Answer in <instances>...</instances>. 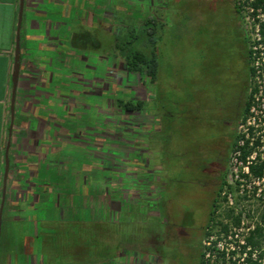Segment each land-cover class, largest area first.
Here are the masks:
<instances>
[{
	"label": "rangeland",
	"instance_id": "374dc122",
	"mask_svg": "<svg viewBox=\"0 0 264 264\" xmlns=\"http://www.w3.org/2000/svg\"><path fill=\"white\" fill-rule=\"evenodd\" d=\"M74 2L79 5L77 13L81 21L77 20V17H73L75 20L71 18L69 38L64 41V48L66 54L69 53L70 65L81 73L79 77L71 75V80L78 77L81 86L77 87L78 92H72L70 95L71 118L73 116L77 118L79 114L83 117L82 113L84 111L87 113L89 106H93L95 100L99 98L106 101L116 92H125L133 99L146 101L150 111L149 115L148 113L134 115V118L126 119L127 125L131 126L136 121L151 123L154 121L152 112H155L157 116L163 118V125L158 126L162 128L163 136L158 149L151 146V143L148 145L137 140L135 136L133 140H126L123 136L117 135L120 133L116 129L118 123L107 109L91 107L90 112L95 118L105 120L103 122L106 127L115 133V136L106 139L105 143L108 144L107 147L116 160L113 169L115 178L113 186L122 195L102 193L98 196H88L84 188V195L89 198V206L95 200L99 201L97 208H100V217H96L93 212L87 219L84 209H71L69 212L73 211L72 216L63 210L59 216L61 221L57 222L58 220L55 219L52 232L50 231L49 238L45 240L47 244L43 243L41 255L46 257L47 264H103L106 254L111 261L118 264H138L140 258L137 256L145 253V249L134 244L138 230V226L134 223H139L140 229L147 231L149 226L145 220L160 218V215L157 210L150 209L143 211L146 219L136 216L142 212L132 180L140 177L139 181L152 191V194H148L145 198L155 199V189L159 180H162L159 188L164 200L171 198L178 203L185 197L186 203L199 205L201 197L195 194L199 195L202 191H199L198 186L190 183L193 172L189 169H179L177 176L189 178V181L174 183L169 172L163 171L156 160L163 149L161 156L166 165L174 163L184 166L188 160L189 146L194 148L193 138H197L203 132L198 128L189 132L188 127L191 125L188 124V120L203 116L210 109L221 107L224 102L231 104L238 94L242 101L250 95L252 82L250 75L247 76V70L248 67L251 68V63L250 60L249 63L246 60V52L252 42L254 23L248 16L247 8L242 6L241 2H237L236 7L241 10L243 17L242 19L238 16L240 20L238 24L232 0H69L70 6ZM123 3L131 6L124 7L126 5ZM145 15L156 23V26L152 23L150 28L155 26L156 29V47L159 56L157 79L154 84H148V90L138 77H127L123 73V61L119 58L118 52L114 54L112 49H109L110 35L116 33L115 29H123L124 34H128L130 27L141 30ZM241 30L245 37L243 48L245 68L235 38V34ZM141 37L143 41L142 34ZM241 82H245L244 88ZM188 115L190 119H187ZM90 117L93 119V116ZM242 120L244 118L241 114L233 134H238V126ZM81 121V124L85 122L83 119ZM128 122H131V125ZM211 132L202 138L205 140L214 137ZM214 139L218 138L214 137ZM99 147V143L93 145L94 149ZM232 151L229 148L226 154V181L232 168ZM220 158L221 165L217 171L219 175L222 174V166L225 163L223 160L225 157ZM49 166L53 164L49 163ZM73 174L80 173L74 171ZM52 186L56 192L57 186L54 184ZM121 188L124 190L121 191ZM224 192L231 195L227 202L220 201L218 204L213 240L216 238L220 224L226 223L222 217L229 210H233L234 216L240 215L239 229H242L237 233L240 239L246 235L247 228H252L259 222L264 201L252 197L251 193L247 197L240 196L235 188L231 191L225 188ZM182 195L184 196L181 197ZM69 196L72 197L71 194ZM122 199L124 203H121ZM71 202L74 206L78 204L74 196ZM129 205L132 210H129ZM170 209L171 203L167 202L166 212H170ZM130 212L136 216L130 215L132 224L130 221L127 223L123 221L122 224L117 222L119 219H126V215L121 216V214ZM107 216L110 221L105 218ZM20 228V224H17V238L22 235ZM233 231L234 229L231 228V232ZM199 238L200 233H197L188 264H195L197 261L200 249L197 245ZM200 242L201 250L204 251L211 241L201 237ZM126 245L129 246L128 249L124 247L128 253L119 257L118 254H123L122 247Z\"/></svg>",
	"mask_w": 264,
	"mask_h": 264
},
{
	"label": "crops",
	"instance_id": "0c3cea01",
	"mask_svg": "<svg viewBox=\"0 0 264 264\" xmlns=\"http://www.w3.org/2000/svg\"><path fill=\"white\" fill-rule=\"evenodd\" d=\"M18 9L19 0H0V205L7 144L9 163L0 222V264H47L42 246L63 211L58 200L67 197L64 188L69 187L54 192L53 171L46 163L57 152L61 162L64 154L69 156L71 74L64 41L69 38L71 18L80 20L79 5L70 6L69 0H24L20 69L11 115ZM235 38L244 65L242 30ZM17 224L22 232L18 238Z\"/></svg>",
	"mask_w": 264,
	"mask_h": 264
},
{
	"label": "trees",
	"instance_id": "16d2710c",
	"mask_svg": "<svg viewBox=\"0 0 264 264\" xmlns=\"http://www.w3.org/2000/svg\"><path fill=\"white\" fill-rule=\"evenodd\" d=\"M235 5L236 13L243 19L241 16V10L236 7L237 2H241L242 6L247 8V13L250 18L253 19L259 26V34L261 37V43L264 46V0H232ZM124 7H130L131 5L123 3ZM133 7V6H132ZM125 15V14H124ZM126 17V15H125ZM146 18V19H145ZM115 19V17L113 18ZM156 26V23L148 17V15L143 18L142 29H136L134 27H130L128 34H124V30L115 29L116 33H112L111 36V45L109 49L115 53L118 52L119 58L123 61V73L128 77H138L139 80L143 81L145 88L148 90V84H154L157 79L158 68H159V56L157 53L156 47V29L150 28L151 24ZM114 31V32H115ZM141 34L143 35L144 40H141ZM109 35V34H108ZM106 36V35H104ZM105 38L103 37V40ZM249 55L250 52H246V60L249 63ZM70 74L71 75H79L80 71L77 68H73L70 65ZM251 75V69L248 67L247 76ZM126 78V77H125ZM81 86V82L79 78L75 77L74 80L70 82V95L72 92H78L79 89L77 87ZM252 96L251 94L247 96L245 107L242 113V118L248 114L250 103ZM94 101V100H93ZM97 101V102H96ZM90 105V104H89ZM100 107L102 109H107L108 113L112 116L113 119L116 120L118 126L116 127L117 135L123 136L126 140H133L134 136L137 137V140L147 143H151V146L159 148V144L161 146V139L163 136L162 128H158L159 125H163V120H159L157 118V114L155 112L152 116L153 122L144 123V122H133L134 124L131 126L127 125L126 119L134 118V115H146L149 113L148 103L144 100H136L133 99L130 95L125 94V92L114 93V96H111L109 99L99 98V100H95L93 107ZM91 107L89 106L88 112L82 113L77 118L74 116L71 118L70 124V149L69 156L64 154L63 160L61 162L60 153L57 152L48 159L46 166L50 168L53 172V184L57 186L58 190L62 186L68 185V189L65 190L64 194H66V198L63 200L59 198L58 203L62 210L66 211L68 215L72 216V213L69 212L72 210H80L84 209L86 213V218H90V214L95 213L96 217L99 216V209L97 205L99 201L95 200L91 206H89V198L86 196H98L102 193L106 195H111L113 193H117L119 196L122 195L119 190L115 186H113V182L115 178L113 176V169L115 167L114 162L115 157L112 156V151L107 147L108 144L105 143L106 139L113 138L115 133L112 130L106 127L102 118L97 120L95 115L90 112ZM93 116V119L90 117ZM81 119H83V124H81ZM134 120V119H133ZM144 120V119H143ZM169 125V124H168ZM149 127V128H147ZM157 127V128H156ZM134 128L136 130H134ZM164 129V128H163ZM168 131H171L168 129ZM112 133V134H111ZM152 135V136H151ZM232 143L230 145V151L233 150L238 136L234 134L231 135ZM169 136H167V141ZM101 141V143H100ZM169 142V141H168ZM95 143H99V148L94 149L93 145ZM163 147V146H162ZM163 154V149L161 150L160 156L157 158V163L159 167L164 171H168L170 178L175 182H185L187 183L189 178H181L177 176L178 170L182 169L183 166L176 165L174 163H170L168 165L165 164L164 158L161 156ZM250 154L243 149L241 159L244 161L245 158ZM120 155H122L120 153ZM161 157V158H160ZM49 163H52L53 166H49ZM119 163V162H118ZM121 166L124 164L120 163ZM264 162H260L257 157L252 164L249 165V172L251 175L255 177H260L263 173ZM74 171L79 172L80 174H73ZM51 173V172H50ZM226 173V172H225ZM223 174L222 181L218 185L216 192L214 191L210 194L205 195L202 194L204 189H199L202 191L198 197L200 198L199 205H193L192 203H186V198L183 197L180 202L174 201L169 198L164 200L161 197L160 193V182L156 187L155 199L145 198L148 194H152L149 187L145 186V184L139 181V178L132 180L135 188V191L138 195V203L141 207V214L136 215L141 219H146L144 216L145 210L155 209L159 212L160 218L156 217L154 219H150V221H146L148 223L149 229L147 231H142L139 227V223H134L138 226L137 230V239L134 241L135 246H141L144 249L145 240L147 239L148 234L159 233L161 234V230L163 229V225L161 223L162 219H167L165 205L171 203V211L169 212L170 222L174 224L175 231L180 233L182 236H189L186 239V242L182 244L183 247L187 248V256L184 258L179 252L176 250V245L174 242H169V246L171 248V255L167 257L171 263L169 264H188L191 259L190 251L194 247V240L196 238V234L200 233V238L209 239L210 237H214V228L216 223V212L217 207L220 201L227 202L226 196H222L227 188L231 191L234 187L227 185L226 183V174ZM179 175V174H178ZM246 177V176H245ZM84 188H86V195H84ZM175 187H173L174 189ZM123 191L124 188H121ZM62 190V189H61ZM119 191V192H118ZM69 194L72 195L69 196ZM60 195V194H59ZM76 197L78 204L74 206L71 202L72 198ZM86 197V198H85ZM264 201V200H261ZM121 203H124V200H121ZM94 205V206H93ZM129 210L131 206L129 205ZM177 207V208H176ZM176 208V209H174ZM132 210V209H131ZM174 211V212H173ZM63 212V211H62ZM126 215V219H119L118 223H126L130 221L132 224V219L130 220V215L135 216L130 212L129 214H121ZM135 216V217H136ZM110 221L109 216L105 217ZM226 220V223L220 224L219 231L216 232V239L212 241L211 246L205 247L204 251L201 250V242L200 238L198 241V257L195 264H235L230 259H226L225 252H219L216 249L217 241H220V237H226L230 232L231 228L237 229L240 227L241 219L240 215L234 216L233 210L226 211L224 216L222 217ZM59 221V217H56ZM228 221V223H227ZM248 231L246 235L243 237L244 244L241 246L240 254H244L243 264H264V209L262 210L259 216V222H257L252 228H247ZM134 246V245H133ZM134 246V247H135ZM126 249L129 248L128 245L122 247V255L118 254L119 257L124 256L128 253ZM130 247H132L130 245ZM118 250V249H117ZM151 253L152 251L150 249ZM235 252H230V255H234ZM105 262L103 264H118L117 262L111 261L108 254L105 256ZM139 258L146 259V254L142 253ZM118 259V258H117ZM117 261V260H116ZM122 262L124 260H121ZM121 264V263H120Z\"/></svg>",
	"mask_w": 264,
	"mask_h": 264
},
{
	"label": "flooded vegetation",
	"instance_id": "af4514ba",
	"mask_svg": "<svg viewBox=\"0 0 264 264\" xmlns=\"http://www.w3.org/2000/svg\"><path fill=\"white\" fill-rule=\"evenodd\" d=\"M244 83L245 82H241L243 88L245 87ZM238 85H240V83ZM245 102L246 100L242 101L238 94L231 104L224 102L221 107H215L214 109H210L203 116L192 117L191 120H188V124L191 125V127H188L190 130L189 132L196 131V128L203 132L202 135L199 134L200 136L193 138L192 144H194V148L189 146L188 160H186L187 162L183 168L193 172L190 183H193L196 187L198 186L199 189H204L202 192L204 197L213 191L214 193L216 192L218 185L222 181V176L226 172V154L231 145L230 137L233 134L239 117L243 113ZM188 117L187 119H190V115H188ZM211 131L215 135L214 137L218 139L215 140L214 137H212L204 140L202 136ZM223 156L225 157V159H223L225 163L222 166V174L219 175L217 171L219 165H221L220 157ZM195 196H198V194H195ZM168 213L169 212L165 213L168 218H164L161 221L163 225V229L160 232L161 234H148L145 240L146 243L144 244L146 259L143 260L140 258L138 264L171 263V261L167 259V257L172 254L169 242L177 243V252L184 258L187 256V248L183 247L182 244L186 242L189 236H182L175 231L174 224L169 221L171 218ZM150 249L154 252L151 253ZM137 257L139 258V255Z\"/></svg>",
	"mask_w": 264,
	"mask_h": 264
},
{
	"label": "built area",
	"instance_id": "2783aa9c",
	"mask_svg": "<svg viewBox=\"0 0 264 264\" xmlns=\"http://www.w3.org/2000/svg\"><path fill=\"white\" fill-rule=\"evenodd\" d=\"M252 22L254 23L252 42L248 49L252 82V88L249 91L252 99L248 114L238 126V139L231 154L232 168L226 183L234 187L240 196L247 197L251 193L252 197L264 200V168L260 177H255L249 172V165L257 157L260 162H264V46L261 43L258 23L253 19ZM243 149L250 152L244 161L241 159ZM222 195L229 200L231 194L224 192ZM241 229H234L226 237L221 236L220 241L216 243V249L219 252L224 251L226 259H230L235 264H243L245 256L240 254L241 246L244 244L243 237L238 239L237 234ZM213 238L210 237L209 240L215 241ZM211 242H208L209 246ZM230 252L235 254L230 255Z\"/></svg>",
	"mask_w": 264,
	"mask_h": 264
},
{
	"label": "water",
	"instance_id": "95a60500",
	"mask_svg": "<svg viewBox=\"0 0 264 264\" xmlns=\"http://www.w3.org/2000/svg\"><path fill=\"white\" fill-rule=\"evenodd\" d=\"M23 4L24 0H19V9H18V17H17V25H16V37H15V49H14V64H13V72H12V91H11V102H10V112L11 115L13 114L14 110V98H15V89L20 69V28H21V19H22V10H23ZM8 144L6 147V153H5V163H4V181H3V188H2V199H1V205H0V222H1V213L3 209V204L5 200V183H6V177L8 172Z\"/></svg>",
	"mask_w": 264,
	"mask_h": 264
}]
</instances>
